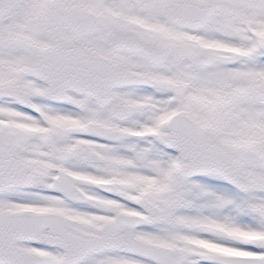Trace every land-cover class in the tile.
<instances>
[{"label": "snow or ice", "instance_id": "1", "mask_svg": "<svg viewBox=\"0 0 264 264\" xmlns=\"http://www.w3.org/2000/svg\"><path fill=\"white\" fill-rule=\"evenodd\" d=\"M0 264H264V0H0Z\"/></svg>", "mask_w": 264, "mask_h": 264}]
</instances>
